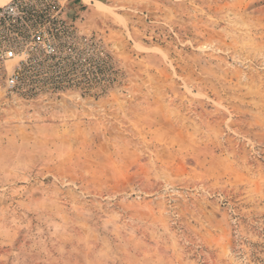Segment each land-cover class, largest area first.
Returning a JSON list of instances; mask_svg holds the SVG:
<instances>
[{
  "label": "rangeland",
  "instance_id": "rangeland-1",
  "mask_svg": "<svg viewBox=\"0 0 264 264\" xmlns=\"http://www.w3.org/2000/svg\"><path fill=\"white\" fill-rule=\"evenodd\" d=\"M65 1L0 55V264H264V0Z\"/></svg>",
  "mask_w": 264,
  "mask_h": 264
},
{
  "label": "built area",
  "instance_id": "built-area-1",
  "mask_svg": "<svg viewBox=\"0 0 264 264\" xmlns=\"http://www.w3.org/2000/svg\"><path fill=\"white\" fill-rule=\"evenodd\" d=\"M65 0H11L0 6V55L21 58L7 81L16 90L23 69L38 58L56 59L58 41L72 34Z\"/></svg>",
  "mask_w": 264,
  "mask_h": 264
},
{
  "label": "trees",
  "instance_id": "trees-1",
  "mask_svg": "<svg viewBox=\"0 0 264 264\" xmlns=\"http://www.w3.org/2000/svg\"><path fill=\"white\" fill-rule=\"evenodd\" d=\"M69 22L72 24H74L73 20L70 19ZM90 46L96 47V44H94V42L90 41ZM100 70H99V74L101 76V78L98 76V82L97 85L98 87H100L99 89L101 90L102 93H104L109 87L112 86L113 83H115V81L117 80V77L119 76L120 72L119 70L116 68L115 63L113 62V59L108 56L107 54L103 53V58L100 59ZM73 66V64H71ZM90 71L87 73V78H86V82L85 85L87 86V90L90 87V83L92 82L90 76Z\"/></svg>",
  "mask_w": 264,
  "mask_h": 264
}]
</instances>
